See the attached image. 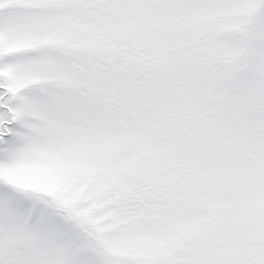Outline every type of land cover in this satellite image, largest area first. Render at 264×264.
<instances>
[{
  "label": "snow or ice",
  "instance_id": "snow-or-ice-1",
  "mask_svg": "<svg viewBox=\"0 0 264 264\" xmlns=\"http://www.w3.org/2000/svg\"><path fill=\"white\" fill-rule=\"evenodd\" d=\"M0 264H264V0H0Z\"/></svg>",
  "mask_w": 264,
  "mask_h": 264
}]
</instances>
